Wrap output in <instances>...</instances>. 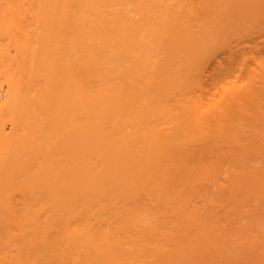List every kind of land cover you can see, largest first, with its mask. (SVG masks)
I'll return each instance as SVG.
<instances>
[{"label":"bare ground","instance_id":"6f19581e","mask_svg":"<svg viewBox=\"0 0 264 264\" xmlns=\"http://www.w3.org/2000/svg\"><path fill=\"white\" fill-rule=\"evenodd\" d=\"M263 34L264 0H0V264H264Z\"/></svg>","mask_w":264,"mask_h":264},{"label":"rangeland","instance_id":"374dc122","mask_svg":"<svg viewBox=\"0 0 264 264\" xmlns=\"http://www.w3.org/2000/svg\"><path fill=\"white\" fill-rule=\"evenodd\" d=\"M254 35H256V34H254ZM251 46L252 45H255L256 46V49H257V53H255L254 55H258V56H260V55H264V34L261 36V37H259V38H257L256 39V41L254 42V43H252V44H250ZM210 190H214V189H210ZM207 191H209V190H207ZM205 193V192H204ZM211 193V192H210ZM209 192H208V194H206L207 195V199L205 200V198H204V200L208 203V201H210V200H212V199H214L213 201H212V203H214L216 200H218V199H215L216 198V194H215V196L212 194H210ZM212 193H213V191H212ZM215 198H214V197ZM218 198V197H217ZM208 200V201H207ZM215 203H218V202H215ZM214 203V204H215ZM209 204H211V201H210V203ZM217 205V204H216ZM245 222V221H244ZM261 222H263L262 223V226H263V224H264V218H262L261 219ZM261 226V227H262ZM264 227V226H263Z\"/></svg>","mask_w":264,"mask_h":264}]
</instances>
